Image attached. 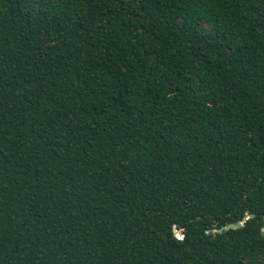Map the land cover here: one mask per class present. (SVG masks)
<instances>
[{"label": "trees", "instance_id": "16d2710c", "mask_svg": "<svg viewBox=\"0 0 264 264\" xmlns=\"http://www.w3.org/2000/svg\"><path fill=\"white\" fill-rule=\"evenodd\" d=\"M0 264H264V0H0Z\"/></svg>", "mask_w": 264, "mask_h": 264}, {"label": "water", "instance_id": "95a60500", "mask_svg": "<svg viewBox=\"0 0 264 264\" xmlns=\"http://www.w3.org/2000/svg\"><path fill=\"white\" fill-rule=\"evenodd\" d=\"M233 226H235V223L230 224V225L228 226V228H229V227H233Z\"/></svg>", "mask_w": 264, "mask_h": 264}]
</instances>
